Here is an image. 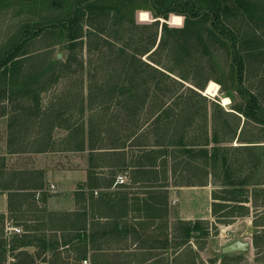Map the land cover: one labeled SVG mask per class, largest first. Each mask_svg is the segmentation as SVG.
<instances>
[{
	"label": "trees",
	"instance_id": "1",
	"mask_svg": "<svg viewBox=\"0 0 264 264\" xmlns=\"http://www.w3.org/2000/svg\"><path fill=\"white\" fill-rule=\"evenodd\" d=\"M147 1L78 0L71 13L58 18L51 28L57 29L58 42L61 39L65 41V59L56 58L40 64L29 62L28 69L23 66L20 72L19 63L32 52L28 50L24 38L20 36L6 47H1L0 105H3V97L7 94L11 101L18 97L14 96L16 92L9 90L12 85L15 87L18 84L19 91L27 93L35 79L43 78L50 72L54 74L52 81H57L59 77L80 71L83 60L78 64L79 70L71 69V65L78 53L75 48L79 47L81 57L85 45L87 58L89 61L95 58L96 64H92L93 72L88 76L90 83L86 103L82 96L75 100V111L81 113L79 117L82 118L84 107H87L91 114L97 109L100 117L112 121L113 114L107 116L106 108L115 99L122 105L126 113L124 120L128 122L130 113L139 114L146 106L152 117H148L151 119L149 128L140 134L147 132L153 135L154 146L160 148V153L171 156L174 171L179 170L180 175L186 176V182L192 179H195L194 182L203 181L211 176L212 183L218 185L212 191L213 216L227 220L248 216L252 211L253 225L262 227V230L252 235V246L259 248L261 232L264 233V222L258 220L260 209L264 207V200L260 199L264 186L257 177L253 180L249 178L264 166V108L259 97L237 86L235 92L238 99L235 101L232 98L234 103L231 110H224L219 102L212 100L210 116L204 108L195 109L199 102L195 103L191 99L193 96L205 98L202 92L209 80L217 82L222 91L227 90L220 75L229 60L235 62L233 67L238 83L243 82L244 73L250 66L249 59L255 57L262 41L256 32L258 21L264 18L258 13L263 10L262 2L152 0L155 10H151L143 4ZM56 5L61 7L62 3L57 1ZM138 9L149 11L154 20L136 21L134 14ZM170 14L171 23L177 25L183 16L182 25H169L167 20ZM242 23L245 28H237ZM37 56L39 54L33 57ZM41 81L39 88L48 82ZM10 107V132L19 131L26 135L31 128L32 136L41 138L44 135L49 139L48 118L32 113L28 119L30 112L22 115L14 112L17 106L13 104ZM6 113L5 106H0V117ZM60 113L56 115L61 116ZM108 128L104 129L108 133L106 135H112L113 128ZM138 129L139 125L134 131ZM40 138L35 139L34 143L16 145L14 149L40 152L51 148ZM9 143V146L14 145L10 140ZM248 162L250 175L241 177L242 167ZM2 174L0 172V177H3ZM14 174H6L0 180V189L13 191L8 197L11 212L17 209L23 196L15 190L39 186L32 182L33 178L22 176L21 173ZM247 185L252 188L249 189ZM4 224V215L0 213V264H5L7 251L16 250L19 244H25L24 236L17 234L11 235V243L10 240L6 241L8 235L4 232ZM207 224L201 220L192 224L185 222L184 227H181L182 235L189 238L194 231L206 235L209 231ZM23 254L18 251L15 256ZM182 254L179 260L178 257L173 260V264H180ZM230 257L224 255L222 263ZM11 264L28 262L24 259Z\"/></svg>",
	"mask_w": 264,
	"mask_h": 264
},
{
	"label": "crops",
	"instance_id": "2",
	"mask_svg": "<svg viewBox=\"0 0 264 264\" xmlns=\"http://www.w3.org/2000/svg\"><path fill=\"white\" fill-rule=\"evenodd\" d=\"M84 109L81 122L71 125L72 134L60 121L50 124L48 140L32 136L31 128L26 135L10 132L9 115L2 116L0 157L9 169L4 174L23 170L22 176L34 177L32 182L39 185L15 190L23 195L16 207L21 231L10 235L24 236L25 244L13 250L24 252L23 256L14 253L9 264L13 258L26 259L28 264H83V260L91 264V256L96 264L106 250L114 251L115 258L137 256V264H173L181 253L179 243L171 260L163 251L173 239L185 238L181 232L185 222L211 224V176L186 182V176L174 171L171 156L160 153L147 132L122 136L121 129L112 126V138L106 140V120L98 112ZM117 118L113 114V121ZM39 138L54 147L40 152L14 149ZM12 139L14 145L9 146ZM15 159L17 167L11 164ZM37 172L41 173L35 178ZM118 175L123 182L116 180ZM10 192L0 189V213L5 223ZM158 249L163 251L154 252Z\"/></svg>",
	"mask_w": 264,
	"mask_h": 264
},
{
	"label": "rangeland",
	"instance_id": "3",
	"mask_svg": "<svg viewBox=\"0 0 264 264\" xmlns=\"http://www.w3.org/2000/svg\"><path fill=\"white\" fill-rule=\"evenodd\" d=\"M57 1L62 3L61 7L56 5ZM77 1L78 0H0V49L1 47H6L10 42L17 40L18 37L21 36L24 38L23 41H26L28 50L32 51L28 57H25L24 60L19 63V65H21L20 72H22L23 66L28 69L29 62L35 64L39 62L40 64L51 62L56 58L65 59L67 53V50L63 48L65 41L64 39H61L60 42H58V36L56 35L57 29L55 30L51 28L56 23V20H59L58 18L61 19L63 17H67L71 13L73 5L76 4ZM260 2H262L263 10L258 11V13L264 17V0H260ZM143 4H146V6L151 10H155L152 0H148ZM171 15L172 14L169 15L167 23L171 26H181L183 23V16L180 15L181 23L177 25L171 23ZM134 19L138 22H150L154 20V18H151L150 12L143 9H138L135 12ZM160 21L164 20L160 19ZM241 26L245 28L243 23L238 24L237 28L240 29ZM84 28L86 27L84 26ZM159 29L160 28H158V34ZM256 32L259 37L261 36V45L259 50L256 52L255 57H251L249 59L250 66L244 73L243 82L239 84L235 76L233 67L235 66V62L231 60L227 61L223 73L220 75V78L227 90L222 91L220 85L217 82L218 89L215 94L206 93L204 89L202 94L205 95V98L193 96L191 99L195 103L199 102V106L195 107V109L198 108L199 110V108H204L205 112L208 114V116H210L212 100H214L219 102L224 110L230 111V107L234 103L232 98H234L235 101L238 99V95L235 92V88L237 86L240 88L242 87L246 91L254 92L259 97V101L264 108V18L261 21H258ZM75 51L78 53L75 56V61H73V64L71 65V69L76 68L79 70L78 64L80 60H83V69L80 67V71H76L69 76L59 77L57 81H52L54 74L52 75L50 72L51 75L48 73L47 75L43 76V78L39 77L35 79L32 82L33 87L31 86L30 91L27 93L20 92L18 84H16L15 87L12 85L9 90H13L14 93L16 92L14 96L18 97H16L14 101H11L8 98V94L3 97L2 104L5 106L7 111L5 115L10 116V106L14 104L17 106V109L14 112H20L22 115L26 113L28 114L30 112L28 119L31 117L32 113L39 117L45 116V118H48L49 120V122H46L48 126H50V124L53 126L56 124V122H64V119L67 120L68 117L69 125L66 126V121L65 124L62 122L61 124L64 128L69 130V133L72 134L73 128H71V125L77 123V121L81 122V117H79L81 113L79 114L77 111H75V108L77 107L75 100L82 96L84 102H86L88 96L87 89L90 83V81H88V76L93 72L92 64H96L95 58H92L91 61H89V58H87V49L85 45H83L81 57L79 53V47H76ZM36 54H39V56L33 57ZM57 54H60V56L57 57ZM18 75L22 74L19 73ZM41 79L45 81L48 80L47 83L45 82L43 88H39L40 83L43 82ZM186 84L189 83L186 82ZM223 96L229 97L230 101L226 104H223L221 100V97ZM106 110L107 116L110 114H116L118 116L117 121H105L103 125L106 126V130L109 129L108 127L117 126L121 128V133H119V135L122 134L123 136L125 133L135 135L136 131L134 130H136L137 125H139V133L144 132L145 129L149 128L148 123L151 121V119H148V117L152 116L148 114L146 106L140 110L139 114L135 115L130 113L128 116V122L124 120V118H126V113L122 105L118 104L115 99H113L108 104ZM57 112L58 114L60 113L61 116H57ZM88 112L89 111H87V113ZM95 112H98L97 109ZM197 120L200 121V117H198ZM3 121L4 118H0V136L2 132ZM44 131L45 129L43 132ZM138 132H136V134ZM47 134L50 135V131H48ZM106 134L108 133L106 132ZM42 136L44 139L46 138L44 135ZM150 136L151 141L153 142L154 137L153 135ZM111 138L112 135H106V140ZM139 140L145 141V138H140ZM11 141L13 142L14 140L12 139ZM51 147L53 148L54 146L51 145ZM70 148L75 149L76 146H70ZM48 150H50V148ZM3 158L4 157H0V172L1 174L3 173L2 175L4 177L6 175L4 173L9 169H6L7 166ZM11 164L17 167V160L15 159L11 162ZM249 165L250 164L248 162L245 167H242L243 170L241 177L250 175L251 171L247 168ZM20 171L21 173L24 172L23 170ZM14 175H16V173ZM34 175L35 178L39 177L38 173ZM3 177H0V180H3ZM256 177L263 182L262 186H264V166L258 171V173L254 172L249 178L253 180ZM247 186L249 189L252 188L249 185ZM210 188L217 189L218 185L213 183ZM260 199L264 200V190H262L260 193ZM260 210L261 212H259L260 215L258 220L260 219L259 221L264 222V207H262ZM251 214L252 211L248 216H236L228 218L227 220L212 216L211 220H209L211 224H209L208 234L200 235L198 231H195L192 232L189 238H184V241L182 239H173L170 241L168 244L169 246H167L168 248L166 247V251L158 249L154 252H168L166 256L168 260H171L173 255L172 253L177 250L176 245H178L180 242H184L180 245V250L183 252L182 256L180 257V264H221V258L224 255H229L232 257L224 260L222 264H264V233L261 232L262 235L260 237L259 248H254L252 246V235L259 230H262V227H255L253 225V216ZM8 216V221L4 224V227L5 225L17 226V218L20 216L19 210L16 209L12 212L9 211ZM7 235L8 236L5 237V240L9 241L11 235ZM236 240L248 241L251 243V245L246 250L235 251L227 254L222 252L221 249L223 246ZM113 252L114 251L106 250V255L99 257L96 264H137L136 259L139 257L121 256L119 258H115L112 256V254L116 253ZM14 253V251L6 252L5 262L7 264L11 262L10 256H12ZM120 254H122L121 251ZM157 258L160 259L161 257ZM13 260V262H16L19 260V258H13ZM90 261L91 264H95V257L91 256ZM72 264L77 263L72 262ZM151 264L160 263L155 261Z\"/></svg>",
	"mask_w": 264,
	"mask_h": 264
},
{
	"label": "water",
	"instance_id": "4",
	"mask_svg": "<svg viewBox=\"0 0 264 264\" xmlns=\"http://www.w3.org/2000/svg\"><path fill=\"white\" fill-rule=\"evenodd\" d=\"M59 56H60V54H57V57H59ZM249 244L250 243L248 241L236 240L230 244L223 246L221 250L223 253H231V252H235V251L246 250L248 248Z\"/></svg>",
	"mask_w": 264,
	"mask_h": 264
},
{
	"label": "bare ground",
	"instance_id": "5",
	"mask_svg": "<svg viewBox=\"0 0 264 264\" xmlns=\"http://www.w3.org/2000/svg\"><path fill=\"white\" fill-rule=\"evenodd\" d=\"M217 89H218V84L213 80H210L205 87V92L209 94H215ZM221 100L223 104H226L230 101L229 97L227 96L221 97Z\"/></svg>",
	"mask_w": 264,
	"mask_h": 264
},
{
	"label": "built area",
	"instance_id": "6",
	"mask_svg": "<svg viewBox=\"0 0 264 264\" xmlns=\"http://www.w3.org/2000/svg\"><path fill=\"white\" fill-rule=\"evenodd\" d=\"M116 180H117L118 182H123V181H124V178H123L121 175H118V176L116 177ZM50 189H51V190H54V186L51 185V186H50ZM20 231H21V229H20L18 226H12V225L9 226V225H5V233H6V234L19 233ZM82 263H83V264H87V261H86V260H83Z\"/></svg>",
	"mask_w": 264,
	"mask_h": 264
}]
</instances>
